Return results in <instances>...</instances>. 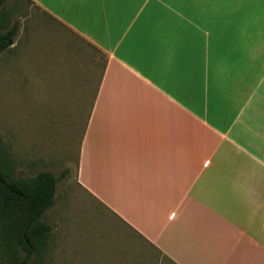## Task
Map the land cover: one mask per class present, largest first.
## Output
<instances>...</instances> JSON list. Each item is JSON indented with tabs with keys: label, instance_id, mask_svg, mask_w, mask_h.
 I'll use <instances>...</instances> for the list:
<instances>
[{
	"label": "crops",
	"instance_id": "0c3cea01",
	"mask_svg": "<svg viewBox=\"0 0 264 264\" xmlns=\"http://www.w3.org/2000/svg\"><path fill=\"white\" fill-rule=\"evenodd\" d=\"M30 3L101 58L77 185L158 264H264V0Z\"/></svg>",
	"mask_w": 264,
	"mask_h": 264
},
{
	"label": "rangeland",
	"instance_id": "374dc122",
	"mask_svg": "<svg viewBox=\"0 0 264 264\" xmlns=\"http://www.w3.org/2000/svg\"><path fill=\"white\" fill-rule=\"evenodd\" d=\"M2 10L18 29L0 53V140L19 177L62 176L43 214L51 227L45 264H158L75 180L101 58L30 0H5Z\"/></svg>",
	"mask_w": 264,
	"mask_h": 264
},
{
	"label": "trees",
	"instance_id": "16d2710c",
	"mask_svg": "<svg viewBox=\"0 0 264 264\" xmlns=\"http://www.w3.org/2000/svg\"><path fill=\"white\" fill-rule=\"evenodd\" d=\"M4 2L0 0V53L9 47L8 41L18 29L2 10ZM16 166L0 140V264H45L51 227L43 214L53 206L62 176L39 172L33 177H19Z\"/></svg>",
	"mask_w": 264,
	"mask_h": 264
},
{
	"label": "built area",
	"instance_id": "2783aa9c",
	"mask_svg": "<svg viewBox=\"0 0 264 264\" xmlns=\"http://www.w3.org/2000/svg\"><path fill=\"white\" fill-rule=\"evenodd\" d=\"M208 164H209V162H205L203 166L206 167ZM173 217H174V214H171V215L169 216V219H172Z\"/></svg>",
	"mask_w": 264,
	"mask_h": 264
},
{
	"label": "water",
	"instance_id": "95a60500",
	"mask_svg": "<svg viewBox=\"0 0 264 264\" xmlns=\"http://www.w3.org/2000/svg\"><path fill=\"white\" fill-rule=\"evenodd\" d=\"M10 44H11V42H10V41H8V46H10Z\"/></svg>",
	"mask_w": 264,
	"mask_h": 264
}]
</instances>
